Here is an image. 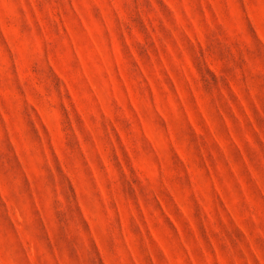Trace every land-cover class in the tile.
I'll use <instances>...</instances> for the list:
<instances>
[{"label": "rangeland", "instance_id": "obj_1", "mask_svg": "<svg viewBox=\"0 0 264 264\" xmlns=\"http://www.w3.org/2000/svg\"><path fill=\"white\" fill-rule=\"evenodd\" d=\"M0 264H264V0H0Z\"/></svg>", "mask_w": 264, "mask_h": 264}]
</instances>
